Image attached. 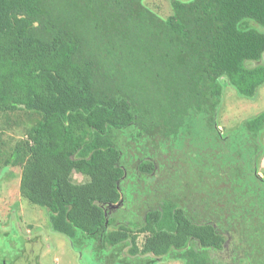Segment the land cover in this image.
<instances>
[{
    "label": "trees",
    "instance_id": "1",
    "mask_svg": "<svg viewBox=\"0 0 264 264\" xmlns=\"http://www.w3.org/2000/svg\"><path fill=\"white\" fill-rule=\"evenodd\" d=\"M171 10L0 0V167L102 264H264V111L235 129L220 117L225 86L249 101L264 86V0Z\"/></svg>",
    "mask_w": 264,
    "mask_h": 264
},
{
    "label": "rangeland",
    "instance_id": "2",
    "mask_svg": "<svg viewBox=\"0 0 264 264\" xmlns=\"http://www.w3.org/2000/svg\"><path fill=\"white\" fill-rule=\"evenodd\" d=\"M190 2L193 0H179ZM144 4L160 17L171 15V0H144ZM256 28L264 32V27ZM264 61V58H263ZM264 111V86L255 100L240 98L236 92L225 86L221 109L222 128H237L242 120L256 116ZM10 124L14 128L6 130L1 137L5 148H10L18 140L24 139L26 123L32 117L23 112L12 115ZM21 169L13 166L0 167V256L8 264H102L95 253L88 248L73 249L68 239L51 229L48 212L45 208L33 205L20 194ZM73 182L84 183L87 178L75 173ZM24 235L25 244L21 237ZM17 238L19 240H17ZM144 235L137 240L142 245ZM128 253L125 249L124 255ZM122 264V263H114ZM158 264H183L178 261H160Z\"/></svg>",
    "mask_w": 264,
    "mask_h": 264
},
{
    "label": "crops",
    "instance_id": "3",
    "mask_svg": "<svg viewBox=\"0 0 264 264\" xmlns=\"http://www.w3.org/2000/svg\"><path fill=\"white\" fill-rule=\"evenodd\" d=\"M263 141H264V136H263ZM261 167L264 168V157H263V159L261 161Z\"/></svg>",
    "mask_w": 264,
    "mask_h": 264
}]
</instances>
